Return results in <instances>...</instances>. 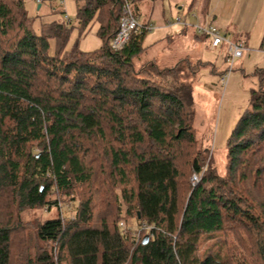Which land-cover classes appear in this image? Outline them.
<instances>
[{
    "label": "trees",
    "instance_id": "16d2710c",
    "mask_svg": "<svg viewBox=\"0 0 264 264\" xmlns=\"http://www.w3.org/2000/svg\"><path fill=\"white\" fill-rule=\"evenodd\" d=\"M83 1L75 24L43 23L37 33L24 0H0L3 199L9 193L20 210H51L59 206L49 199L52 190L87 194L73 219L38 223L34 252L18 216L1 209L0 264H264L263 85L238 118L218 170L199 148L196 127L193 82L206 62L199 59L185 78L189 56L162 68L155 58L143 62L147 30L114 50L123 0ZM142 1L134 0L138 14ZM209 3L191 0L189 9L205 11ZM92 23L101 47L69 48L74 29L81 35ZM100 141L105 162L100 152L91 155ZM115 186L123 187L126 217L148 228L138 239L119 227ZM99 205L98 212L115 213L97 219ZM235 244L239 250L229 253Z\"/></svg>",
    "mask_w": 264,
    "mask_h": 264
},
{
    "label": "rangeland",
    "instance_id": "374dc122",
    "mask_svg": "<svg viewBox=\"0 0 264 264\" xmlns=\"http://www.w3.org/2000/svg\"><path fill=\"white\" fill-rule=\"evenodd\" d=\"M210 2V9L213 13L208 16L205 22L202 21L203 17L197 18L195 13L186 6L189 4V0H157V2L152 1L150 3L151 8L150 6L142 8L141 22L143 23H146L149 15L154 13V17L150 18L151 29L148 31L145 41L146 45L150 44L151 46L143 62H147L146 60L149 58H155L162 68L169 67L179 58L189 56L192 67L190 70L186 69L185 75H182L184 78L186 74L187 76L195 74L191 72L197 70L199 59L206 62L197 70L193 82L194 106L197 113L196 127L199 137V148L203 149L207 155L206 159L208 162L220 170L224 167L226 142L238 118L249 106L252 92L261 85L264 87V77L262 76L264 73V0H211ZM83 3V0H67L65 6L52 0L42 2L41 7H39V3L36 0H24L25 9L27 14L34 20L33 27L37 33L40 32V27L43 23L63 22L66 21V16L71 19L72 24H75L77 10ZM63 10H65L64 13ZM177 18L185 19L186 23L192 27L195 25H216L226 35L228 40L232 42L243 41L245 43L244 54L233 63L226 86L222 84L221 76L224 73H228L230 69L228 41H225L219 48H207L203 44L198 49L192 47L187 38L181 36L173 38L169 43L164 40L160 41V39L166 37V34H177L181 31V27H184L178 23L168 25V20L175 21ZM98 28L99 25L97 23H92L81 35L77 29H74L69 39L68 47L77 45L83 51H93L100 48L102 40L98 35ZM188 35L191 38V33H188ZM157 40L159 42L155 44ZM105 144L106 142L100 141L99 149L91 148V155H95V152H100L99 158H96L103 162L108 160L105 155V151H107V147H104ZM36 150H39L38 147H36ZM91 157L93 156H88L87 160H90ZM94 162L97 163L96 161ZM97 175L96 173L93 178L97 179ZM191 178L190 183H192ZM79 189L80 187L64 194L60 192L61 196L58 195L56 190H52L49 199L57 200L60 203V207L56 206L50 210L47 206H38L20 210L19 202L14 198H8L9 193L4 196L7 198L4 201V191L0 188V210L8 208L7 211L11 215L18 216L25 227V230H22V236L24 235L26 239L29 238L30 251L34 252L33 245L35 246L36 243L35 228L38 223L47 218L58 216L73 219L76 215V206L87 196L83 191L80 193ZM122 189L123 187L120 186H115L114 188L118 195L117 203L120 205L118 212L120 218L119 227L123 232H133V236L138 239L145 229L138 225L135 218L126 217V204L122 198ZM100 196L103 197L102 195ZM101 207L102 205L97 207V219L105 213H115V210H106L104 212H101V210L98 212ZM121 222L125 223V228L121 226ZM233 235V233L228 235L229 244L231 242L233 244L234 239L236 240ZM236 243L239 246V243ZM237 244L232 247L233 249H228L229 246L224 247L223 253H226L227 249L229 253H233L234 249L238 251ZM211 245L210 241L206 242L203 244L202 249H206ZM216 249H218L217 246L214 247L215 251H217ZM240 249L242 248L240 247ZM228 258L231 260L232 257Z\"/></svg>",
    "mask_w": 264,
    "mask_h": 264
},
{
    "label": "built area",
    "instance_id": "2783aa9c",
    "mask_svg": "<svg viewBox=\"0 0 264 264\" xmlns=\"http://www.w3.org/2000/svg\"><path fill=\"white\" fill-rule=\"evenodd\" d=\"M40 5L42 2L46 1H52V0H36ZM61 5H65L67 0H55ZM66 21L70 22L71 19L66 16ZM168 25H172L175 23L187 25L186 20L182 18H177L175 21H167ZM196 31L204 35L209 40V45L212 48L219 47L222 43L225 41H228V52H229V59L228 62L230 63V69L228 73H224L221 76V82L224 86H226L229 73L232 70L233 63L235 60L244 54V50L246 48V45L243 41L238 42H232L227 39L226 35L222 33L220 28H218L216 25L210 24L208 26L206 25H195L194 26ZM151 29L150 24H145L141 22L140 15L136 13L134 10V0H123L122 6H121V15L119 19V29L115 36L111 39V47L114 50H120L124 48L130 41L131 36L134 32L140 31V30H147L149 31ZM192 183L195 185L199 181V176L197 173H194L191 178ZM60 207V203H59ZM121 226L125 228V223L121 222ZM143 229H148L146 225L142 226ZM139 238V237H138Z\"/></svg>",
    "mask_w": 264,
    "mask_h": 264
},
{
    "label": "crops",
    "instance_id": "0c3cea01",
    "mask_svg": "<svg viewBox=\"0 0 264 264\" xmlns=\"http://www.w3.org/2000/svg\"><path fill=\"white\" fill-rule=\"evenodd\" d=\"M157 2V0H144V1H142V2H140L139 3V7H140V13H139V15H140V19H142V8L144 9V7L145 6H150V8H151V5H150V3L151 2ZM211 1V0H210ZM190 2H191V0H189V4L188 5H186V6H188L189 7V5H190ZM83 5V4H82ZM81 5V6H82ZM210 5H211V2L209 3V5H208V7H207V9L205 10V11H203V10H201V8H199V6H194V8H191L190 10L191 11H193L194 13H195V15H196V17L198 18V17H203L204 19H202V21L203 22H205L207 19H208V16L209 15H212V10L210 9ZM66 6V5H65ZM41 7V6H40ZM185 7V6H184ZM181 8V7H180ZM179 8V9H180ZM154 17V13H152V15L150 14L149 15V19L148 20H151L152 18L151 17ZM151 18V19H150ZM147 20V21H148ZM151 23V22H150ZM182 26H184V27H181V31L179 32V33H177V34H166V37L165 38H163V39H160V41H162V40H164V41H168V43L170 42V41H172L173 40V38H175V37H177V38H179V36H181V37H184V38H187V40L189 41V44L192 46V47H195V48H201V45H203L204 44V46L205 47H207V48H211L210 47V45H209V40H208V38L206 37V36H204V35H201V34H199L197 31H196V29H195V27L193 26H191V25H189V24H187V25H182ZM188 33H191V38H189V35H188ZM200 35V37H198ZM159 42V40H157V42L155 43V44H157ZM221 45H223V43L221 44ZM220 45V46H221ZM219 46V47H220ZM219 47H217V48H219Z\"/></svg>",
    "mask_w": 264,
    "mask_h": 264
},
{
    "label": "water",
    "instance_id": "95a60500",
    "mask_svg": "<svg viewBox=\"0 0 264 264\" xmlns=\"http://www.w3.org/2000/svg\"><path fill=\"white\" fill-rule=\"evenodd\" d=\"M41 5L39 4V7H40ZM148 240H149V235L148 234H146L145 236H144V238H143V244H146L147 242H148Z\"/></svg>",
    "mask_w": 264,
    "mask_h": 264
}]
</instances>
